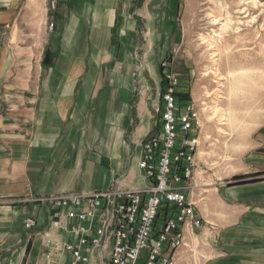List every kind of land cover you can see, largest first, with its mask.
Here are the masks:
<instances>
[{
    "label": "crops",
    "instance_id": "crops-1",
    "mask_svg": "<svg viewBox=\"0 0 264 264\" xmlns=\"http://www.w3.org/2000/svg\"><path fill=\"white\" fill-rule=\"evenodd\" d=\"M179 5L0 0V264L72 262L67 251L45 259L47 239L75 245L83 234L44 198L152 183L138 160L159 125L160 60L169 59L179 80L176 97L187 98ZM140 64L147 72L136 79ZM256 133L247 167L233 176L264 173V123ZM231 179L195 171L188 197L202 226L184 225L177 264H264V175ZM27 220L35 225L26 228ZM53 222L67 230L49 228ZM110 250L107 241L86 264H100L99 252L106 261Z\"/></svg>",
    "mask_w": 264,
    "mask_h": 264
},
{
    "label": "built area",
    "instance_id": "built-area-1",
    "mask_svg": "<svg viewBox=\"0 0 264 264\" xmlns=\"http://www.w3.org/2000/svg\"><path fill=\"white\" fill-rule=\"evenodd\" d=\"M50 7L54 8V2ZM161 66L165 84L160 95L159 125L141 143L138 160L139 169L152 183L141 190L115 189L44 198L42 201L56 209L59 218L77 221L71 231L83 234L75 245L47 239L45 259L67 251L72 256L70 264H86L88 254L108 241L109 257L104 261L99 252L100 264H177V252L184 246V225L190 222L196 228L202 226L195 204L188 197L195 186L201 132L199 110L191 101L178 102L175 89L179 80L165 61ZM94 220L97 224L92 228ZM34 225L33 220L25 222L26 228ZM49 228L67 230L60 222L51 223Z\"/></svg>",
    "mask_w": 264,
    "mask_h": 264
},
{
    "label": "rangeland",
    "instance_id": "rangeland-1",
    "mask_svg": "<svg viewBox=\"0 0 264 264\" xmlns=\"http://www.w3.org/2000/svg\"><path fill=\"white\" fill-rule=\"evenodd\" d=\"M178 2L180 70L189 74L182 91L187 98L177 99L193 102L201 122L195 171L231 179L247 167L264 123V0ZM237 3L243 16L234 14ZM163 61L173 73L169 59L160 60L161 81ZM144 72L140 64L135 78ZM158 90L160 96L161 85ZM159 111L157 107V118Z\"/></svg>",
    "mask_w": 264,
    "mask_h": 264
},
{
    "label": "trees",
    "instance_id": "trees-1",
    "mask_svg": "<svg viewBox=\"0 0 264 264\" xmlns=\"http://www.w3.org/2000/svg\"><path fill=\"white\" fill-rule=\"evenodd\" d=\"M43 62L46 63V57ZM260 175H264V173H257V174H252V175H236V176H233L231 181L233 182V184H241V183L257 180L255 178Z\"/></svg>",
    "mask_w": 264,
    "mask_h": 264
},
{
    "label": "bare ground",
    "instance_id": "bare-ground-1",
    "mask_svg": "<svg viewBox=\"0 0 264 264\" xmlns=\"http://www.w3.org/2000/svg\"><path fill=\"white\" fill-rule=\"evenodd\" d=\"M234 14H236V15H242L243 16V14H246V12H244V10H242L241 9V6H240V4H236L235 5V7H234ZM215 20V23L217 22V20L216 19H214Z\"/></svg>",
    "mask_w": 264,
    "mask_h": 264
}]
</instances>
